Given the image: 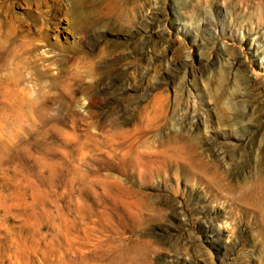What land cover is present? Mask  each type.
I'll return each mask as SVG.
<instances>
[{"label":"rangeland","instance_id":"rangeland-1","mask_svg":"<svg viewBox=\"0 0 264 264\" xmlns=\"http://www.w3.org/2000/svg\"><path fill=\"white\" fill-rule=\"evenodd\" d=\"M17 3L0 264H264V0Z\"/></svg>","mask_w":264,"mask_h":264},{"label":"bare ground","instance_id":"bare-ground-1","mask_svg":"<svg viewBox=\"0 0 264 264\" xmlns=\"http://www.w3.org/2000/svg\"><path fill=\"white\" fill-rule=\"evenodd\" d=\"M24 1L31 8L30 10H28L25 13L26 17L27 16L31 17L30 18L31 25H33L35 28H37L38 31H40L41 33L44 31L42 29V28H44V24L46 22H49L48 20L51 17H53L52 16L53 12L61 13L62 10L65 8L63 3H56L53 7L49 6L50 9L46 10L44 15H38V16L34 15V17H33V9L39 5L40 0H24ZM17 2H18V0H13V2H9L7 4L5 2H3L1 4V2H0V29L10 28L12 21L16 18V16L14 14H10L8 9L11 5H15ZM73 4L78 5V3L76 1H73ZM218 32H221V30ZM41 33H38V35L40 37H43V34H41ZM44 38H45V35H44ZM32 47H33L34 51L38 47V43H36L35 40H33V42H32ZM160 116L163 117L162 115H160ZM147 119H149V117ZM150 121L151 120L149 119V122ZM149 122H148V125L146 124L147 125L146 130L149 132L155 130L158 126H160V122H158V121L153 123L152 125L151 124L149 125ZM193 151H194V149H193L192 142L189 140H185V141H182L181 144H179L178 146L173 148V150H172V152L174 154L173 157H171V156H166V157H170V159H169L170 161L179 162L180 160L185 159L186 157H190L193 154ZM262 206H263V204H262Z\"/></svg>","mask_w":264,"mask_h":264}]
</instances>
